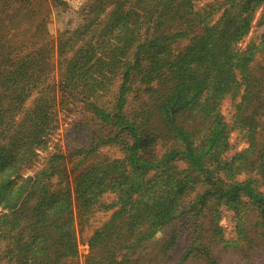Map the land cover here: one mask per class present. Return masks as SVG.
Instances as JSON below:
<instances>
[{
    "label": "trees",
    "instance_id": "trees-1",
    "mask_svg": "<svg viewBox=\"0 0 264 264\" xmlns=\"http://www.w3.org/2000/svg\"><path fill=\"white\" fill-rule=\"evenodd\" d=\"M105 1L106 5H111L107 9L111 17L99 39L80 42L69 54L63 46L59 47L58 83L51 63L52 40L42 42L37 34L27 38L17 31L14 20L8 18L19 2L25 7H34L37 0H0L1 14L6 13L0 18V207L6 210L0 214V241L9 239L0 253V262L6 258L9 264H79L78 222L81 237L89 245L85 264H164V248L162 252H151L146 259L136 250L142 252L148 248L158 227L167 220L189 213L196 223L203 218V223L208 220V224L190 244L183 261L195 252L199 257L194 259L214 257L211 264H220L213 246L229 248L232 244L223 236L224 227L220 223L219 207L224 204L235 221L237 238L234 241L250 247L264 246V125L258 118L264 114V77L260 75L264 67L251 64L252 57L248 58L247 50L235 45L246 35L251 22L250 14L243 16L244 12L253 11L258 0H233L221 15L219 29L209 28L198 41V47L194 44L185 47L181 63L174 69L183 77L184 88L199 79L202 81L203 88L193 106L179 101L166 103L172 94L166 93L159 82L154 87L150 84L152 94L148 103L133 114L123 108L125 97L120 95L131 81L132 70L139 75L141 83H150L157 69L168 65L170 59L157 56L148 65L144 60L145 52L155 45L146 43L128 58L126 49L132 41L125 31L131 28L120 27L112 20L115 13L116 18L122 20L127 10L121 4L127 0ZM91 2L86 1L85 9ZM185 3L193 13L203 15L198 9L194 10L192 0L177 4ZM92 5L93 10L95 5ZM105 8L107 6L98 13H103ZM263 46L264 40L255 48L264 50ZM117 77L121 86L114 103L102 104L107 101L103 98ZM57 87L62 95L79 97L85 111L98 117L105 113L112 124H100L87 148L71 152L73 186L67 171L55 182L49 180L40 186L33 181L35 176L25 178L20 172L36 160V148L55 127ZM34 94L36 97L32 99ZM227 97L236 101L233 125L226 122L221 111ZM167 107L169 125H165L161 116ZM183 110L187 125L180 130L185 147L181 149L180 144H172L169 159L158 160L154 156L156 144L175 136L170 133L179 127L177 119ZM207 110L211 114L206 126ZM215 121H218L217 133L221 137L217 139L218 148L211 146L197 159L203 148L195 141L206 139L205 134ZM118 122L123 123V129L116 128ZM235 128L243 133L247 146L229 158L228 137ZM121 130L125 133H120ZM189 137L192 140L188 142ZM114 144L125 151L123 159L113 158L103 151L104 147ZM214 149H220L217 155L224 153L218 165L223 169L221 178L217 168L209 169L207 174L200 172L207 156L216 154ZM179 154L197 163L191 162L187 170H179L173 161ZM50 171L53 175L56 173L52 166ZM241 171H249V175L237 181ZM206 176L211 181L218 180L209 183L211 187L218 182L225 185V180L230 179L228 187L233 186L236 191L219 200L214 208L208 206L209 200L216 197L212 190L205 188L193 200L188 199L199 179L206 182ZM34 183H38L37 186ZM34 187L39 192L44 187L45 193L39 197L33 193ZM164 187L174 188L176 196L171 194L169 201L162 200ZM251 211L257 215L253 225L249 219ZM96 220L100 225L91 229ZM87 227L90 230H85Z\"/></svg>",
    "mask_w": 264,
    "mask_h": 264
},
{
    "label": "rangeland",
    "instance_id": "rangeland-1",
    "mask_svg": "<svg viewBox=\"0 0 264 264\" xmlns=\"http://www.w3.org/2000/svg\"><path fill=\"white\" fill-rule=\"evenodd\" d=\"M86 1L87 0H37V5L34 7H25L19 2L13 9L16 11L11 10L13 14L8 16V18L11 17L12 20H14V26L17 27V31L24 33L27 38L31 37L33 34H37L40 36V41L42 42L52 40L54 55L51 59V63L57 76L58 83L59 47L63 46L68 51L66 54H69L71 50L79 46L78 44L80 42L84 43L90 40L96 42L101 32H103L104 25L111 17V11L107 10L111 8V5H106L107 3L105 0H91L92 2L88 4L89 6L85 9L84 4H86ZM232 1L233 0H192L194 10L198 9V11L203 12V15L193 13V9L191 11V7L187 3L178 5L177 3L182 2V0H127L126 3H122L121 5L123 8L127 10L123 13L122 20L121 17L119 19L116 18L117 13L113 15L112 20L120 27L121 25H128L131 28V30L128 28L125 31L129 34L128 36L126 35L127 38L131 39L128 40L132 41L131 46L126 49L128 58H131L133 56L132 53L136 52V50L138 52V47L141 44L146 43L155 45L153 49L145 52L146 57L144 60H146L145 62H147L148 65H151L152 63L150 64V60L157 58V56L170 59L168 65L164 66L162 69H159L160 67L157 69L156 75L150 83H141L139 81V75L136 74L135 70H132L130 76L131 81L126 83L127 87L123 89L124 92H120V95L125 97L123 108H126L131 114L139 110L141 106L148 103L152 94V91H149L150 84L154 87L159 82L162 85L161 87L165 88L166 93L172 94L166 103L170 101H179L193 106L197 94H199V91L203 88V83L199 79L195 81L192 86L184 88L183 83H181L183 82V77L178 73V69L175 70L174 68L177 64L181 63L180 57L185 52V47L188 44H194L198 47V41L210 30L209 28L219 29L220 26L218 24L220 23L221 15ZM244 1L245 0H243V2ZM256 2L257 5L254 7L253 11L244 12L243 14V16L250 14L251 22L246 35L242 36L235 45L236 48L238 47L240 50H247L248 58L252 57L250 59L251 64L257 63V66L262 68L264 67V50H262V48H255V46H258L259 43L264 40V0H258ZM92 4L95 5L93 10ZM105 6H107V8H105L103 13L99 14L98 11H101ZM5 15V12L1 14L0 11V18H4ZM18 15L22 16L17 17ZM150 16H152L151 19H148ZM15 19H18V22L15 21ZM260 71L261 78H263L264 69ZM120 86L121 81L119 77L113 79L112 89L108 91L105 98H103L107 101H104L102 104H113L116 93H119L118 90H120ZM58 89L59 87L56 89L57 104L55 127L45 137V140L40 142V146L36 148V153L38 155L36 160H34L30 167L24 168L23 171L20 172V175L25 178L35 176L33 181L39 182L40 186L47 184L49 180L55 182L65 171L69 172L70 181L73 186V175L71 173L72 165L69 161V157L72 155L71 152L76 153L78 150L87 148L94 132L99 129L100 124H112L110 118L105 113H101L98 117L92 112L85 111V104L80 101L79 97L75 98L73 96L62 95L61 90ZM35 97L36 94H34L32 99ZM32 101L33 100H31V103ZM235 104L236 101L233 98L227 97L221 106V111L226 122L231 125H233L236 120ZM168 111L167 107L164 113L161 114L165 125H169L170 121ZM116 112L119 113V110H116ZM210 114V110L205 112L206 126L209 124L207 119ZM258 118L261 120L260 123L264 125V114ZM177 122L179 127L176 126V131L170 133L175 136L164 138L156 144L157 150L154 156L157 157L158 160L167 161L169 159L168 151L172 144H180L179 146L181 149L185 147L186 143L181 141V137L183 136H181L182 130H180L181 126L186 127L187 125L184 117V110L179 115ZM122 126V122L116 123V128L121 129ZM123 128L124 127H122V129ZM217 128L218 121H215L213 127L207 132L206 129H204L203 133L206 132V139L202 140L200 138V140L197 139V142L195 141L197 146L203 148L199 152L197 159L203 157L205 151H209L211 146L217 147V139L221 138L217 133ZM122 132L121 130L120 133ZM262 139H264V135ZM190 140H192V137H189L186 141L189 142ZM228 142L227 156L229 158L247 146L243 133L237 128L230 130ZM103 151L113 156V158L123 159L125 156V151L118 144L104 147ZM212 151L216 154L207 156L206 164L199 169L201 170L200 172L207 174L208 171L212 170L211 168H217V172L221 178L223 177V169L218 165L221 164L224 153L217 155L220 149H214ZM254 158L255 156H252V159ZM173 161L175 165H177V168L182 171L187 170L189 166H192V163H197V160L187 158L184 154L176 155ZM50 166H52L56 172L54 175L51 174ZM249 167L248 165L247 168ZM44 168L45 170L42 171ZM248 175L249 171L248 173L246 171H241V173L237 175L236 180L243 181ZM206 177V182H202L201 179H199L200 181L196 183L194 192L188 196V199L193 200L196 194L205 188V190H212V192H215L216 197L215 200H209L208 206L214 208L219 200L236 191L233 186L232 188L228 187V184L231 183L230 179L225 180L227 185L218 182V184L211 187L209 183H217L218 180L211 181L209 176ZM37 184L34 183L35 186H37ZM34 189L35 187L33 188V193H37L39 197L45 193L44 187L40 192ZM163 189L164 191L161 194L163 198L161 199L169 201L170 199L168 197L171 194L175 195L174 188L164 187ZM230 189L232 190L227 192ZM219 209L222 211L220 223L224 227L223 236L225 239L231 240L232 243L229 248H224L222 247L223 245L213 246L214 254L219 257L220 264H264V246L250 247L248 244H242L239 241L235 242L234 240L237 236L235 221L232 219V212L225 208V204L219 207ZM75 210L74 207V211ZM5 211L6 210L0 207V214ZM249 219L253 225L257 220V215L251 211ZM203 221L205 220L201 218V220L198 221L199 223H196L195 218H191V214L189 213L178 214L170 221L167 220L163 226L158 227L154 237L150 243H148V248L142 252L141 250L136 251L137 253L140 252L141 257L146 259L151 252L152 254L157 250L158 252H162L161 250L164 248L166 253H164L165 255H163V253L161 254V256H164V264H211V259H214V257L209 258L207 256H201L197 260L193 258L199 257L195 256V252H193L187 260L183 261L185 253L190 248V244L193 243L199 233L203 232L202 227L207 226L208 220H206L205 224ZM98 225H100V221L96 220L90 228L93 229ZM90 228L87 227L85 230H90ZM76 230L78 237V263L85 264V257L89 254V245L86 240L84 241L81 237L78 222H76ZM85 234L86 233H84L83 237ZM8 243L9 239L0 241V253H3L4 248H6L5 245ZM201 247L203 246L199 248ZM0 263L9 264V261L3 258Z\"/></svg>",
    "mask_w": 264,
    "mask_h": 264
}]
</instances>
